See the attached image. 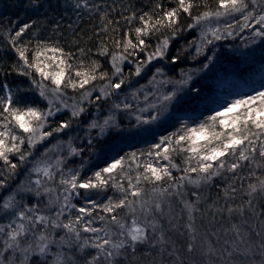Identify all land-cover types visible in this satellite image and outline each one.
Instances as JSON below:
<instances>
[{
  "label": "snow or ice",
  "instance_id": "snow-or-ice-1",
  "mask_svg": "<svg viewBox=\"0 0 264 264\" xmlns=\"http://www.w3.org/2000/svg\"><path fill=\"white\" fill-rule=\"evenodd\" d=\"M45 6L0 32V264H264V0H57L98 14L107 69Z\"/></svg>",
  "mask_w": 264,
  "mask_h": 264
},
{
  "label": "trees",
  "instance_id": "trees-1",
  "mask_svg": "<svg viewBox=\"0 0 264 264\" xmlns=\"http://www.w3.org/2000/svg\"><path fill=\"white\" fill-rule=\"evenodd\" d=\"M97 2H100V0H97ZM108 2L111 3V0H108ZM209 2L211 3L212 0H209ZM28 3L29 0H0V32H2L10 25L18 27L22 23H30L31 20L33 19H41V20L43 19V15H40L38 17L37 13L33 9L28 7ZM44 3L46 6L45 8L40 9V13L46 14L47 16L51 17L53 22L59 21V23L61 24V31L63 32V37L60 39V44L64 47L65 51L76 52L77 45L74 43L73 36L74 34H76L77 36H83V40L80 41V46L91 47L93 52L92 58L99 59L105 69L109 68V65L107 64L105 58L98 57L97 55H95L98 41L93 39L90 43L88 42V37L92 36L95 30L94 26L100 24L98 14L89 17L86 12H82L81 13L82 19H77L76 14L71 9L67 10V12L65 13L64 8L55 7V5L57 4V0H44ZM49 3L53 5V8L47 7ZM60 3H63V0H60ZM136 4L137 7H140L145 4H150V0H136ZM69 24L73 25L72 29L68 28ZM193 35H195V33L191 35L185 33L183 38L179 39L178 41H175L174 46L171 49L172 52L175 53V51L178 48L186 44L188 40H191L193 38ZM41 36L42 38L50 37L53 41H55L56 39V37L51 32L50 27L46 31L42 30ZM29 38H31V33H29V35L25 37V39H29ZM222 43L225 42H218V44H222ZM235 43H239V39H237ZM221 50L225 53L230 54V49L227 48L226 46ZM5 52L6 49L4 46V41L3 38L0 37V63H4V64L11 63L14 60V56L10 53L8 55H5ZM256 56L257 58L259 57V50H257ZM235 59H241V58L236 57ZM180 66L185 68H195L197 65L193 60L189 59L186 64ZM224 67L229 70L228 75L230 78L239 80L241 83L248 80L250 77L258 79L260 76L258 59L255 63H249V64H245L243 60H241V64L239 67H237V65L234 62L231 64L225 62ZM169 75L170 76L174 75L177 79L179 78L178 71L176 73L170 72ZM2 79L3 76L2 74H0V80ZM20 79L21 78L15 77V75L8 77V80L13 83L19 82ZM140 83L144 84L146 83V80H141ZM209 83L213 88H216L217 90H219L220 88L228 87V80L226 79H222L221 81H209ZM71 94H72L71 90H69V95ZM42 106H46V105H42ZM167 130L171 131L172 129H167ZM128 143L133 145L134 148L143 147V145L140 142L135 140H130L128 141ZM41 151H43V149H41ZM176 163L178 164L181 163L179 157H177ZM174 175H179V173L174 172ZM25 178L26 177L24 171L21 170L20 174L17 177V182ZM216 183H220V181H216ZM219 191L220 189H218L215 186V184H213V186L211 187H206L202 189L203 194L209 197V202H211V200L215 198L216 194Z\"/></svg>",
  "mask_w": 264,
  "mask_h": 264
},
{
  "label": "rangeland",
  "instance_id": "rangeland-1",
  "mask_svg": "<svg viewBox=\"0 0 264 264\" xmlns=\"http://www.w3.org/2000/svg\"><path fill=\"white\" fill-rule=\"evenodd\" d=\"M174 204H175V207H176L177 209H179L180 205H179L178 203H176L175 201H174ZM200 223H201V225H202L204 228H207V226H208V225H207V219H205V220H201ZM216 227H219V225L217 224ZM213 242H215V241L213 240Z\"/></svg>",
  "mask_w": 264,
  "mask_h": 264
}]
</instances>
